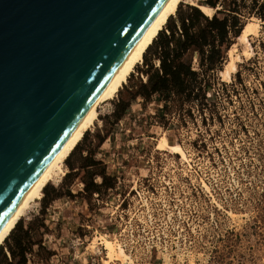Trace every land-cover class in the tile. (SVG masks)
Masks as SVG:
<instances>
[{
    "label": "rangeland",
    "instance_id": "1",
    "mask_svg": "<svg viewBox=\"0 0 264 264\" xmlns=\"http://www.w3.org/2000/svg\"><path fill=\"white\" fill-rule=\"evenodd\" d=\"M186 5L179 4L153 42L177 27ZM258 13L264 15V8L243 19L257 27L249 36L250 54L223 76L227 53L222 68L208 78L203 100L133 99L146 83V64L158 66L152 43L113 99L98 105L99 120L65 161L68 177L48 183L0 245V264L3 255L11 261L8 248L20 238L30 249L26 264H89L92 258L105 264L104 246L89 245L100 236L128 255L107 264H264V18ZM233 43L240 50L237 39ZM184 58L191 60L192 51ZM196 61L194 56L195 68ZM122 102L130 107L119 120L114 114ZM163 134L169 144L181 145L186 159L156 148ZM104 168L115 178L104 175L99 198L83 193L89 202L82 206L85 226L47 230L44 221L57 211L45 209L53 189L63 192L71 184L82 193L84 184L101 182L97 176ZM28 228L30 243L23 238ZM78 236L82 245L75 242Z\"/></svg>",
    "mask_w": 264,
    "mask_h": 264
},
{
    "label": "water",
    "instance_id": "2",
    "mask_svg": "<svg viewBox=\"0 0 264 264\" xmlns=\"http://www.w3.org/2000/svg\"><path fill=\"white\" fill-rule=\"evenodd\" d=\"M166 0H0V227Z\"/></svg>",
    "mask_w": 264,
    "mask_h": 264
},
{
    "label": "trees",
    "instance_id": "3",
    "mask_svg": "<svg viewBox=\"0 0 264 264\" xmlns=\"http://www.w3.org/2000/svg\"><path fill=\"white\" fill-rule=\"evenodd\" d=\"M201 4L214 8L210 17L202 13L198 7L186 5V11L179 17L177 27H169L168 34L162 33L156 43L153 42V45H156L155 58L158 66L154 67L153 63L146 64L148 65L145 71L146 83L140 85L133 99L140 97L144 101H149L152 96H156L157 102H168L172 97L180 98L183 102L205 99L203 92L209 86L208 78L225 63L227 52L244 25L245 13L250 14L256 8L257 10L264 8V3L259 0H249V3H246V0H224L220 5L217 1L205 0ZM260 17L264 18V15ZM189 51H192V59L185 60L184 57ZM194 56L197 57L196 68L192 62ZM117 106L119 109L114 116L121 120L127 115L130 104L122 102ZM99 163L102 164L101 161ZM68 174L69 172L65 178ZM104 175L115 178L104 168V172L97 176L101 178V182L84 184L82 193L89 191L91 195L97 194L99 198L100 186L105 183ZM53 190L54 196L51 200L62 193L60 189ZM64 191L71 195L67 189ZM28 233L29 228L23 231V238L30 243ZM12 248L17 250L16 254ZM12 248H8L11 261L3 255L4 264H26L25 254L30 249L23 243L22 238L15 240V246ZM16 256L19 259L13 263L12 260Z\"/></svg>",
    "mask_w": 264,
    "mask_h": 264
},
{
    "label": "bare ground",
    "instance_id": "4",
    "mask_svg": "<svg viewBox=\"0 0 264 264\" xmlns=\"http://www.w3.org/2000/svg\"><path fill=\"white\" fill-rule=\"evenodd\" d=\"M180 3H188L190 5H194L198 7L202 13L209 17L214 12V8L205 4L197 5L193 2V0H166L164 2L157 14L148 24L146 29L128 51L111 77L108 79V81L105 83L88 109L85 111L83 116L77 122L75 127L72 129L64 142L55 152L53 157L50 159L39 176L24 194L22 199L10 213L8 218L2 224V226L0 227V245L13 230L19 219L24 216L27 211L31 210L34 205H36L37 200L40 199L43 195V188L48 183H58L66 174V172L68 171L65 162L66 159L74 150L76 145L80 142L84 133L89 128H91L96 121L99 120V112L97 110L98 105L100 103H105L113 99L117 92L123 87V85L127 82L128 77L132 72H134L137 64L141 63L145 51L153 43L158 33L167 23L168 19L175 14ZM256 32V24L252 22H246L243 25L239 35L236 37L237 42H239L241 48L240 50H236L237 46L235 43H233L229 48L227 52L228 61H226L224 69L220 70V73L223 76L226 75L229 71L235 72L237 70V62L241 61L243 57H247L250 54L251 46L249 42V36L254 35ZM156 148L159 150L178 154L182 159H186L185 151L183 150L181 145L169 144L164 134L159 138L156 144ZM95 243L102 244L104 246V249L106 250L105 264H107L108 261L115 257L122 260H128V255L125 253L124 249L119 245L115 246L110 240L104 239L102 236H100L97 238V241L95 239H92L89 245L94 247Z\"/></svg>",
    "mask_w": 264,
    "mask_h": 264
},
{
    "label": "crops",
    "instance_id": "5",
    "mask_svg": "<svg viewBox=\"0 0 264 264\" xmlns=\"http://www.w3.org/2000/svg\"><path fill=\"white\" fill-rule=\"evenodd\" d=\"M100 160L102 161V159ZM102 162L103 164L105 163L104 161ZM67 190L68 193L71 194L70 196L67 195L65 191H63L60 196L51 200L50 204H48V207L45 208L48 209L50 206H53L54 210H57L54 212L56 217H52L51 219H48L47 213L45 214L44 212V217L47 218L48 223L50 222V220L52 221L50 224H48L45 220L44 224L46 228H48L47 230H52V233L54 234L58 233V231L62 228L67 227L68 229L66 230H76L80 227L85 226L84 221L86 219H84L85 217H82L83 215H81L84 213L82 206L83 203H86L89 206V202L87 201V199H85L86 197H84V194L81 193V191H73L71 188V184L67 187Z\"/></svg>",
    "mask_w": 264,
    "mask_h": 264
},
{
    "label": "built area",
    "instance_id": "6",
    "mask_svg": "<svg viewBox=\"0 0 264 264\" xmlns=\"http://www.w3.org/2000/svg\"><path fill=\"white\" fill-rule=\"evenodd\" d=\"M96 197H97V194H94ZM75 242H76V244L77 245H82L83 244V239H82V237H76V239H75ZM101 251H98V254L100 253ZM89 264H94V259L92 258L91 260H90V263Z\"/></svg>",
    "mask_w": 264,
    "mask_h": 264
}]
</instances>
